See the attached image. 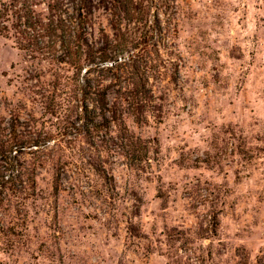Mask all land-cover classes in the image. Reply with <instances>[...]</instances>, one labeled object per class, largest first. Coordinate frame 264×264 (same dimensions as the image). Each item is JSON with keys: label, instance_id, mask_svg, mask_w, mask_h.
<instances>
[{"label": "rangeland", "instance_id": "374dc122", "mask_svg": "<svg viewBox=\"0 0 264 264\" xmlns=\"http://www.w3.org/2000/svg\"><path fill=\"white\" fill-rule=\"evenodd\" d=\"M87 6L0 20V264H264V0Z\"/></svg>", "mask_w": 264, "mask_h": 264}, {"label": "trees", "instance_id": "16d2710c", "mask_svg": "<svg viewBox=\"0 0 264 264\" xmlns=\"http://www.w3.org/2000/svg\"><path fill=\"white\" fill-rule=\"evenodd\" d=\"M73 1H76V6L74 11L76 12L75 20L77 22V27L74 26L71 29L65 27L66 21L69 23L72 22L71 19L68 20L66 18L60 19L59 23H56V25L54 26L53 25L42 26V23L37 25L38 20L34 15L32 8L33 4L31 0H9L8 4H3V7L0 8V20L3 21L8 19L15 20V22L17 23V27L19 29H22L21 30L22 36H25L30 39H32L30 36L31 31H36V32L42 31L44 27H47V29L44 30H50L52 32L58 30L59 33H54V36L58 37L59 48L64 53V56L70 59L73 54L78 53V49L75 50L72 46L74 43L77 45V48H81V46H84V44L87 45V42L81 44L79 43V40L80 38L85 40L83 29L87 22V14L91 10L87 6L89 0H73ZM36 25L37 27H35ZM94 58H97L98 63L100 65L107 63L108 60H111L110 53L106 51H101L100 53H98V55H94ZM105 70L109 71L111 70V67H107L105 68Z\"/></svg>", "mask_w": 264, "mask_h": 264}]
</instances>
